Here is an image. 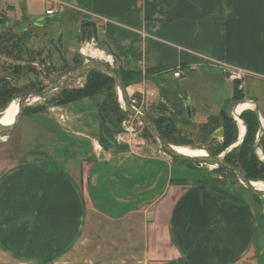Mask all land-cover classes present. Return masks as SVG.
<instances>
[{
  "label": "crops",
  "instance_id": "1",
  "mask_svg": "<svg viewBox=\"0 0 264 264\" xmlns=\"http://www.w3.org/2000/svg\"><path fill=\"white\" fill-rule=\"evenodd\" d=\"M50 1L73 13L74 23H84L80 35L93 32L85 26L93 21L99 42L115 55L118 68L150 72L136 89L157 82L165 88L166 80L174 78L166 73L176 68L186 70L187 77L205 67L222 72L233 67L245 72L244 83L254 92L249 100L264 119V0ZM32 3L0 0V16L29 17L25 9ZM110 52L106 57L113 59ZM167 98H161L165 108ZM200 106L198 99L195 111ZM68 108L65 116L76 123L89 117ZM208 112L203 119L219 116V109L208 107ZM55 124V132L73 137L56 143L44 159L0 177V242H32L33 247L38 242L40 255L61 256L84 241L91 216L119 221L138 215L147 235L148 262L244 264L250 257L257 216L240 195L195 184L184 171L174 178L164 159L132 147H102L86 125L65 131Z\"/></svg>",
  "mask_w": 264,
  "mask_h": 264
},
{
  "label": "rangeland",
  "instance_id": "2",
  "mask_svg": "<svg viewBox=\"0 0 264 264\" xmlns=\"http://www.w3.org/2000/svg\"><path fill=\"white\" fill-rule=\"evenodd\" d=\"M25 4L27 5L26 1ZM51 6L56 13L48 16L46 10L50 9ZM25 11H28L29 17L22 18L19 13L15 20L4 18L7 20L6 25L9 29L0 27V34L3 33L5 35L6 31L11 30L13 34L19 37L23 36V31L26 30L28 39L24 41V48L35 54L34 65L32 66L36 68L37 72L32 73L27 69L28 65H24V62H29L31 54L29 56L25 55L21 61L22 63H18L15 57L0 53V85L2 79H5L12 86L23 89L24 91L18 97L29 90L28 87L33 84L37 86V90L38 88L41 89L40 91L56 85L68 76L77 63L78 66H82L88 60H91L108 64L105 60H102L104 57L100 54L92 55L94 53L92 50L101 49V51L105 50L107 53L110 50L104 47L101 42H94L93 44L92 40H89L83 33L80 35V24H78L80 20L74 23V16L70 11L61 9L58 4H54L50 0H33L31 8H26ZM87 43H92L93 45H88ZM83 49L84 56L81 53ZM37 53H41V56H36ZM107 53L105 54L106 56L109 55ZM94 57H101V59ZM64 60L66 61L65 63L63 62ZM17 64H22L21 66L25 67V69L14 75L9 68ZM118 66V62L113 58V63L109 67L118 71ZM169 75L173 76L172 73ZM187 77L183 76V79L180 80L168 78L163 89L158 86L160 85L158 82L157 84L147 83L143 89H136L135 86H131L135 91V95L131 98V103L152 121H160L162 123L163 128H166L168 143L193 150L205 151L209 154V151L214 152L218 147L222 146L224 130H221L223 128L221 120L216 123L208 122V124L207 121L211 120L203 118L209 115L208 107L219 109L218 115H221L225 106L232 102L237 84L226 79L222 70L212 67L194 71ZM242 82L244 88L240 90L243 91L245 89L244 93L248 100L242 94V100L237 102L238 104L233 101L225 110L228 116L234 114L235 108L237 110L240 105L245 103L252 105L248 111L257 113L256 104L249 100V97L254 92H251L249 85L246 82L244 83V80ZM86 84L87 79L85 77L76 86L68 88V90L81 89ZM106 89L112 90L111 94L115 96L117 103L120 104V109H122L123 105L119 101L116 86L112 85ZM139 89H156L158 94L153 92L148 94L147 91L142 94ZM164 89L171 92V94H166ZM260 91L257 90L256 92ZM164 95L168 96L167 101L169 104L166 108L161 103V98ZM108 96L109 94L105 91L94 99L96 104L99 105V109L106 110V116L109 115L111 104V99ZM18 97L11 98V100L6 102H0V119L11 103L14 101L18 102ZM198 99H200L201 106L195 111ZM189 103L191 104V109L194 110H192L193 118L190 121L186 117V106ZM90 105L86 103L72 105L79 111L89 113V117L83 116L81 120L83 122L79 119L78 123L74 119H69L65 116L69 112V108L66 109V106H60L59 103L53 102V99L39 100L27 105L23 119L13 135L6 140H0V177L20 164L33 162L34 159H44L47 154L49 155L56 143H64L65 140L67 142L69 137H73L64 135L63 131H60L59 134L55 132V126L52 123L54 121L60 129L65 131L71 127H85L86 125L90 131L97 135L98 119L96 108ZM38 113L42 117H35ZM242 113L239 114L241 115ZM195 114H199V118L195 117ZM233 116L235 117V114ZM261 116L262 114L259 116L263 128L262 133L259 132L260 135L258 137L255 134L256 138L253 141V147L259 160L264 162L263 149L261 147L258 149L257 147L260 144V137L264 134V119L262 120ZM241 121L243 120L241 119ZM114 122L116 128L115 133L112 135L114 147L118 145L115 143V136L127 133L126 130L131 129L132 135L130 137V134L126 136L127 138L129 137L134 152L143 153L151 158L164 159L169 169L174 171V178L180 179L184 171L188 174L186 176L191 181L193 180L195 184L218 186L225 190L233 191V193L244 198L253 207L257 216L256 235L251 255L244 264H264V196L256 201L254 196L239 183L233 173L218 172L210 167L200 166L199 164H187L172 158L160 147L159 142L150 129L136 117H131L127 114ZM235 124L237 126L238 142L240 129L237 121H235ZM243 124L247 128L248 125L244 121ZM74 138L78 140L77 137ZM80 140L84 141L81 138ZM122 146L130 147L126 144ZM102 147L105 146L102 145ZM29 153L34 154L28 156ZM166 170L169 171L168 169ZM175 180L172 183H177ZM252 182L255 184L258 181ZM261 183L264 182L261 181ZM261 183L257 185H261ZM257 189L264 191V186H259ZM146 239L147 235L144 231L142 217L137 215L131 219L114 221L96 214L88 220L84 241L78 242L66 255H40L43 247L37 246L38 242H36L35 247L32 244L28 245V243L32 242H0V264H154L147 261L145 254L147 249Z\"/></svg>",
  "mask_w": 264,
  "mask_h": 264
},
{
  "label": "trees",
  "instance_id": "3",
  "mask_svg": "<svg viewBox=\"0 0 264 264\" xmlns=\"http://www.w3.org/2000/svg\"><path fill=\"white\" fill-rule=\"evenodd\" d=\"M0 21L6 22L4 19H1V18H0ZM16 37L17 35L13 34L12 32H6L5 35L3 33L0 34V53L7 54L11 57H15L16 61L23 60L25 55L31 54L29 56L30 57L29 62H34L35 55L25 50V48H23V46L25 45L24 42L20 43L18 41L19 43L18 44L17 40H15ZM87 38L91 40L93 38V32H89L87 35ZM21 39L26 40L28 39V37L25 34ZM6 43H7V46H6ZM92 51H94L92 55H95L96 53H98L101 56H103V54L96 49ZM36 56L40 57L41 53H37ZM94 58L101 59V57H94ZM102 60H105V57ZM77 64L70 72L74 71L78 67ZM23 69H25V67H21V66H13V67L10 66L9 68V70H12V74L14 75L19 74ZM27 69H29V72H32V73L37 72L36 68L30 65L27 66ZM119 72L127 88H131V86H137L144 81L145 77L150 79V76H151L150 72L142 73L140 71L125 70V69H122ZM172 72L173 70H171L170 72H167L166 75L171 74ZM86 79H87V84L83 88L77 89V90L67 89L65 90V92H63V94L60 97L54 98L53 102L59 103L60 106H66V107L70 105H74V104L77 105L80 103H86L87 105L91 104L90 106L96 108V115L98 119L97 121L98 122V133H97L98 141L105 147H112L114 145L112 135L116 131L114 121H117L118 119L120 120L123 116L127 115V113L124 112L123 107H122L123 110L120 109V104L117 103L115 96L111 94L112 90L106 89L108 87H111L112 85L116 86L115 81L113 78L109 77L108 75H105L103 73L96 72V71H93L87 74ZM236 84H237L236 92L233 96L232 101L237 103L242 100V91L239 89V84L238 83ZM30 88L37 89V86L33 84L31 85ZM38 90L40 91L41 89L38 88ZM22 91L24 90L23 89L21 90V88L14 87L10 84V82L5 81V79H2V83L0 85V102L9 101L11 100V98H14V97L16 98L18 97L19 94L22 93ZM105 91H107V93L109 94L108 97L109 99H111L110 111H109V115L107 116H106V113H107L106 110L99 109L100 108L98 107L99 105L96 104L94 100L96 96H98L100 93L105 92ZM38 110H42V109H38ZM83 110H86V109H83ZM16 116L17 115H15L14 117ZM35 117H42V115L38 113L35 115ZM186 117H187V120L189 121L192 120L190 119L188 115ZM240 118L248 125L246 128V134L244 136L242 143L238 147L233 148L230 153L226 154V156L224 157V160L230 165L238 166L239 168H241L246 173L250 181H263L264 182V162L259 160L257 153L253 147V141L256 138L255 134L257 135V137L260 135L259 130H260L261 124L259 121V117L255 111L247 110L240 115ZM214 119H210L211 121L208 120L207 123L208 122L216 123L218 122V120L222 121L223 128H221V130L222 129L224 130V133H223L224 136H223V142H222L223 144L222 146L218 147L216 151L214 152L209 151V155L219 156L223 154L226 150L231 148L234 144L237 143L238 133L236 131L237 126L235 122L224 121L221 115H219L217 118H214ZM154 122L156 123L159 130L161 131L164 139L168 142V136L166 135V128H163L162 123L160 121H154ZM54 126L56 127L57 125H54ZM111 127H113L115 130ZM260 147L263 149V152H264V134L260 137ZM33 154L34 153H29L28 156L33 155ZM40 154H42V152H40ZM187 164H190V163H187ZM214 171L228 172V171H224L218 168H216ZM230 173H233V172H230ZM254 199L258 201L260 198L254 196ZM255 235H256V232H255Z\"/></svg>",
  "mask_w": 264,
  "mask_h": 264
},
{
  "label": "water",
  "instance_id": "4",
  "mask_svg": "<svg viewBox=\"0 0 264 264\" xmlns=\"http://www.w3.org/2000/svg\"><path fill=\"white\" fill-rule=\"evenodd\" d=\"M85 26H90L93 29V41L95 43H99V35L97 26L93 21H89L85 24ZM111 57H115V55L110 52ZM122 70V67L120 66L117 70H114L113 68L109 67L108 64H104L100 61H87L84 65L78 66L74 71L70 72L68 76L63 78L59 83L56 85L44 89L42 91L39 90H29L22 95L18 97V114L15 118V121L12 125H3L0 123V140H6L10 138L15 129L20 124L21 120L24 116V111L27 105H29L31 102L35 100H52L54 98L59 97L60 95L65 92L68 88H72L76 86L81 79L87 76V74L96 71L103 73L105 75H108L109 77L113 78L116 84V89L118 91L119 100H121L123 103V109L124 111L129 114L131 117H136L140 120L141 123L145 124L152 134L155 136L157 141L160 144V147L165 151L166 154L170 155L172 158L179 160L181 162H186L190 164H199L200 166H206V167H213L222 169L224 171L233 172L237 180L240 184H242L252 195L261 198L264 196V191L258 190L253 186L252 181H250L246 175V173L239 168L238 166H233L225 162L224 157L227 152H230L233 148H229L226 152L219 156H211L207 154L205 157H191L185 154H181L178 152L174 145L168 143L161 131L159 130L158 126L154 121H152L150 118H148L146 115L142 114L132 103H131V97L129 96L128 88L125 86V83L123 81L122 76L120 75V72ZM229 78V74H226V79ZM236 111V108H235ZM234 111L235 115L236 112ZM186 112L187 115L190 117V119L193 118L192 116V109L191 104L189 103L186 106ZM258 114V113H257ZM228 116L225 111L221 112V116L224 119V121L228 122H235L236 118L233 116ZM259 116V115H258ZM238 117H240V114H238ZM259 121L261 124V120L259 117ZM262 125V124H261ZM262 126L260 128V133H262ZM240 138V135H239ZM239 142V140H238ZM258 149H260V144H258Z\"/></svg>",
  "mask_w": 264,
  "mask_h": 264
},
{
  "label": "bare ground",
  "instance_id": "5",
  "mask_svg": "<svg viewBox=\"0 0 264 264\" xmlns=\"http://www.w3.org/2000/svg\"><path fill=\"white\" fill-rule=\"evenodd\" d=\"M85 49V48H84ZM84 49L81 51L82 55L84 56L83 54V51ZM98 50V49H97ZM100 51L103 56L105 57V61L110 65H112V60L113 59H110L109 57H106L105 53L101 50H98ZM113 58V57H111ZM85 78V77H84ZM135 93L133 92V89L132 88H129V96L132 98V96H134ZM39 100H35L33 101L32 103H35ZM120 103L122 104L123 102L121 100H119ZM123 105V104H122ZM251 106L249 103H245V104H242L240 105L237 110H236V121H237V124H238V127L240 129V138H239V142H237L236 144H234L231 148H235V147H238L241 143H242V140H243V137L246 133V128H245V125L243 124V121H241V119L238 117V114L239 113H242V111H247V110H250L251 109ZM17 115L18 114V103L16 101H14L8 108H7V111L6 113L4 114V116H2V118L0 119V123L3 124V125H12L14 123L15 120H13V122L10 123V121L12 120L13 116L14 115ZM235 114V113H234ZM17 117V116H16ZM10 123V124H9ZM175 149L180 152L181 154H185V155H188V156H191V157H205L207 156V152L205 151H199V150H193V149H190L188 147H183V146H175ZM264 153V152H263ZM261 156V155H260ZM264 157V156H263ZM209 168V167H208ZM213 168V167H211ZM253 183V182H252ZM262 186H264V183H261ZM253 186H256V184H253Z\"/></svg>",
  "mask_w": 264,
  "mask_h": 264
},
{
  "label": "built area",
  "instance_id": "6",
  "mask_svg": "<svg viewBox=\"0 0 264 264\" xmlns=\"http://www.w3.org/2000/svg\"><path fill=\"white\" fill-rule=\"evenodd\" d=\"M54 13H55V10H53V9H49L46 12V14L49 15V16L54 15ZM91 40H92V43L94 44L93 39H91ZM223 71H224L225 74H229V78H228L229 81H232L234 83H238L239 84V89H241V90L244 88V85H243V82H242L244 80V77H245V72L244 71L239 70V69H236V68H233V67L232 68H225V69H223ZM186 74H187V72L183 68H176L172 72V75H173V77L175 79H180L183 76H185ZM128 91H129V89H128ZM139 91L142 94L145 92L144 90H141V89H139ZM134 93H135V91H134ZM149 93L150 92H148V94ZM126 132L127 133L117 134L115 136V143L118 144V145H125L126 144V145H129L131 147L129 137L132 135V130L131 129H128V130H126ZM128 134H130V135L127 138L126 135H128ZM212 169H216V168H212Z\"/></svg>",
  "mask_w": 264,
  "mask_h": 264
},
{
  "label": "flooded vegetation",
  "instance_id": "7",
  "mask_svg": "<svg viewBox=\"0 0 264 264\" xmlns=\"http://www.w3.org/2000/svg\"><path fill=\"white\" fill-rule=\"evenodd\" d=\"M0 18H1V19H4V18H2V17H0ZM4 20H5V19H4ZM5 21H6V20H5ZM6 22H7V21H6ZM6 22L0 21V27H1V28H7V29H9L8 26L6 25ZM4 25H5V26H4ZM82 29H84V24H83V23L80 24V28H79V30L81 31ZM6 32H12V31H11V30H8V31H6ZM12 33H13V32H12ZM25 34L27 35V31H26V30L23 31V36H24ZM23 36H21V37L17 36V37H16L15 40H17V43H18V41H19L20 43H21V42H24L23 40H25V39H21ZM26 40H27V39H26ZM18 44H19V43H18ZM24 47H25V45L23 46V48H24ZM26 50H27V49H26ZM27 51H29V50H27ZM29 52H30V51H29ZM31 53L34 54L33 52H31ZM34 55H35V54H34ZM27 56H29V55H27ZM21 61H22V60L18 61V63H22ZM63 62L65 63L66 61L64 60ZM21 65H22V64H17V65H14V66H21ZM24 65H30V66H32V65H34V63H33V62H26V63L24 62ZM11 67H13V66H11ZM21 67H23V66H21ZM28 89H29V90H37V89H32V88H30V87H29ZM29 90H27V91H29ZM27 91H26V92H27ZM11 104H12V103H11ZM11 104H10V105H11ZM166 104H167V106H168L169 103L167 102ZM10 105H9V106H10ZM6 111H7V109H6ZM6 111H4V114L6 113ZM15 115H16V114H15ZM15 115H14V116H15ZM3 116H4V115H3ZM14 116H13V117H14ZM257 183H261V181H258ZM261 186H262V185H261Z\"/></svg>",
  "mask_w": 264,
  "mask_h": 264
}]
</instances>
